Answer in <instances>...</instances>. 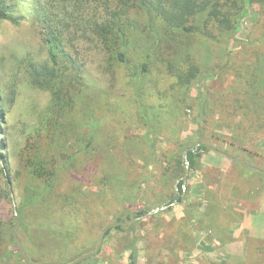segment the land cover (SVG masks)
<instances>
[{
    "label": "rangeland",
    "instance_id": "1",
    "mask_svg": "<svg viewBox=\"0 0 264 264\" xmlns=\"http://www.w3.org/2000/svg\"><path fill=\"white\" fill-rule=\"evenodd\" d=\"M126 1L134 7L123 0H20L18 13L25 18L18 25L0 21V154L7 165L4 173L0 165V187L10 193L0 200V264H26L11 238L15 212L24 206L20 219L26 226L17 234L26 250L64 258L31 259L32 264L72 263L94 252L108 225L178 196L172 169L185 149L200 143L264 170V126L244 128L241 115L234 116L235 107L227 104L240 94L257 56H264V0H214L221 10H236L237 3L249 11L238 35L221 31L208 13L188 24L200 32L175 31L151 5ZM154 2L171 10L166 0ZM97 22H114L109 44L94 33ZM49 23L64 31L81 73L73 70L72 83L46 89L32 84L30 64L50 61L42 34ZM192 67L197 74L189 80ZM177 70L188 74L184 81ZM148 135L157 140L153 152ZM242 137L250 140L247 149L239 148ZM217 159L222 161L215 170L204 171L210 166L203 162ZM248 171L205 151L190 171L187 205L113 229L100 254L81 264H130L134 245L138 264H242L223 251L228 244L211 235L214 248L204 249L187 212L209 211L211 218L220 216L222 226H235L242 210L264 215V180ZM55 172L51 191L30 206L28 188L44 190ZM138 189L141 200L134 202ZM66 232L74 239H66ZM249 260L250 255L244 264H264V255Z\"/></svg>",
    "mask_w": 264,
    "mask_h": 264
},
{
    "label": "trees",
    "instance_id": "2",
    "mask_svg": "<svg viewBox=\"0 0 264 264\" xmlns=\"http://www.w3.org/2000/svg\"><path fill=\"white\" fill-rule=\"evenodd\" d=\"M130 1V0H129ZM168 4L171 7V10L164 7L163 5H158L154 2V0H141L143 3V6L145 8H148V5H151L154 11L159 13V17L166 23L167 26H169L170 29L175 31H181L184 33L192 34L196 32H200V28L195 26H189L188 24L191 22V20L197 18L199 15H203L205 13H208V20L213 22L219 29L223 32H229L233 33L234 35H238L243 31V22L246 18L249 17V11L246 10L244 5L238 6L237 3H234V7L236 10H221L219 2H214V0H166ZM124 4L127 7H134L135 4H130L126 0H123ZM146 3V4H145ZM20 0H0V21H8L14 25H18L21 20H23L25 17L20 16L18 13V7L20 6ZM151 11V10H149ZM113 23L111 22H103V23H95L92 26V29L96 35H98L100 38L105 39V41L108 42V39L106 38L107 35L111 34V31L113 30ZM42 34L44 35V41L49 46V52H50V61L46 63H31L30 64V77L31 82L34 86H37L39 88H52L55 84V82H60L62 84H70L73 80H75L72 77L73 70L81 73V67L77 63L76 59L74 58L73 54L68 50V46L66 43V39L64 36V31L61 28H54V24H48L47 26L43 27ZM109 44V42H108ZM263 57V58H262ZM258 63L256 64L254 71L249 72V76L246 78L244 77V82L241 83L240 86V94H237V96L234 97V99L228 101V105H231V107H235V110L232 112H235L236 115H241L244 122H242V126L246 129L252 127V124L254 122H258V126H264V56L259 55L257 56ZM119 59L124 62L125 59V53L121 52L119 54ZM179 79L184 81V79L187 77L188 74L183 73L181 70H177ZM190 76L189 80L193 77H196V70L194 67L190 70ZM60 93L62 91L56 92V95L59 100H62L63 98L60 96ZM3 105V101L0 96V107ZM60 105L57 104V107ZM1 115V113H0ZM1 119V116H0ZM1 121V120H0ZM260 136H264V132L260 134ZM245 137L241 140H238L239 148L240 149H247L248 145L247 143L250 142V140H244ZM264 142V138L261 140ZM157 143V140L152 135H148V138L146 139V145L147 149L150 152H153L155 149V145ZM191 147V148H195ZM187 148V149H191ZM1 149V146H0ZM185 149V150H187ZM201 150L205 148H200ZM220 150V149H219ZM222 151V150H221ZM226 154L230 155L227 151H223ZM203 156V153H195L193 151L189 152V160L191 163V170H195L199 167L200 159ZM231 156V155H230ZM234 157V156H232ZM234 158H239L234 157ZM240 160V159H239ZM235 161V160H233ZM236 162V161H235ZM238 163V162H237ZM240 164V163H239ZM0 165L2 166L3 173L7 169L6 163L3 161V158L0 154ZM184 159L181 157L180 162L178 163V166L176 168H173L172 174L176 176V179L180 181L179 183V189L180 192L183 191V181L182 178L185 174L184 169ZM241 165V164H240ZM242 166V165H241ZM243 167V166H242ZM247 170L246 168H244ZM215 170V169H213ZM263 170V169H261ZM249 172V171H248ZM250 174L256 175L258 177H261L264 180V176L257 173L249 172ZM54 177V178H53ZM57 177L56 172L52 174V179L49 185L42 191H37L34 189L28 188L27 195L30 202V206L39 204V202H42L43 196L47 195L51 191V188L53 187V181ZM9 182L11 183V179L9 178ZM189 191V188L187 187V192ZM186 192V194H187ZM140 189H138L136 192H133L131 195V199L135 202H140ZM10 197V193L6 190H2L0 187V200L6 199ZM67 201L69 198H66ZM130 197L126 196L122 199L123 203L127 205L129 202ZM176 200H181L178 196L174 198L173 201H171L168 204H173ZM186 201V200H185ZM187 205V202H185ZM183 203V204H184ZM209 207V204H208ZM27 209V206L21 207L19 210V217L23 219V214L25 213V210ZM149 211L142 210L141 212L137 213V217L143 216L147 214ZM135 213V212H129V214ZM187 215L190 217V222H195L196 225H198L199 229H207L209 231L215 230L220 232V229H227L228 227L222 226V223L220 221V216L213 215L215 217H218L217 219L211 218L209 211L206 212H199L196 209H192V211H188ZM204 215V216H203ZM128 216V221L133 220L131 215ZM156 216V215H155ZM136 217V218H137ZM20 219V220H21ZM124 219H118L117 222H121ZM217 221V222H216ZM219 222V223H218ZM218 223V224H217ZM22 227L26 226L25 223H21ZM232 224V222H231ZM231 224L229 226H231ZM201 227V228H200ZM118 231L123 230L124 228L122 226L115 228ZM113 230V229H112ZM112 230L108 231L106 236H109L112 232ZM54 231V230H53ZM56 234L53 239L54 241L59 239L61 235H59V232L54 231ZM74 234L72 232H66L65 238L69 241L74 239ZM11 238L14 243H17L16 238L14 237L13 233H11ZM220 238V237H219ZM229 239L226 238H220V241L223 243H227ZM37 241H32V244L34 246H37ZM258 243V245H256ZM261 243V244H260ZM249 255L250 259L252 260L253 257H257L258 259L249 260L251 263L258 262L260 260V256L264 255V241L257 242L254 240L250 241L249 244ZM30 259L32 260H40L42 262H45L46 259H55V260H64V258H59L57 255H51L50 253H38L34 251L33 249L27 250ZM137 249L134 245L131 254H130V264H138L137 262ZM13 253H7L6 256H11Z\"/></svg>",
    "mask_w": 264,
    "mask_h": 264
},
{
    "label": "crops",
    "instance_id": "3",
    "mask_svg": "<svg viewBox=\"0 0 264 264\" xmlns=\"http://www.w3.org/2000/svg\"><path fill=\"white\" fill-rule=\"evenodd\" d=\"M216 161H222V160H212L210 163L206 164L203 162L204 165L210 166V168H204V171L206 170H213L214 166L218 163ZM212 167V168H211ZM246 206V204H241ZM243 207V206H242ZM246 210H242V216L236 220L235 226H229L228 223L225 224L224 227H228L227 229H220L219 233L218 231L212 230L209 231L207 229H199L196 232V237L201 238L202 241H204L203 246L204 249L211 250V248H214V245H212L211 240H208L207 237L211 235L214 239L220 238H226V239H232L235 242L233 243H223L228 244L226 248H223V251L227 252V255L231 256V259H235L239 257V260L242 264L245 263V261L248 260V255L250 252H248L249 240H254L257 242L264 241V215H261L260 213H247ZM255 212V211H254ZM220 237V238H219ZM208 240V241H207ZM261 244V243H260ZM216 246V245H215ZM226 246V245H225ZM247 258H246V257ZM254 259H258L255 257Z\"/></svg>",
    "mask_w": 264,
    "mask_h": 264
},
{
    "label": "water",
    "instance_id": "4",
    "mask_svg": "<svg viewBox=\"0 0 264 264\" xmlns=\"http://www.w3.org/2000/svg\"><path fill=\"white\" fill-rule=\"evenodd\" d=\"M200 147H203L205 148L207 151H211V152H214V153H217V154H220L222 156H225L231 160H235L236 162L240 163L244 168H246L247 170H249L250 172H253V173H257V174H261L264 176V170H261L259 168H256V167H253V166H250L249 164H247L245 161L243 160H239L237 158H234L228 154H226L225 152L219 150L218 148L214 147V146H210V145H206L204 143H200L198 144L195 148H191V149H187L184 153V162H185V168H186V172L182 178V181H183V191L180 192V189H179V183L180 181L177 183V191H178V197L181 198V200H176L173 204H165V205H162L160 207H157L155 209H152L150 210L147 214L143 215V216H140V217H137L131 221H121V222H115V223H112L110 225H108L101 233V236L99 238V243H98V246H97V249L90 253V254H87L85 256H82L81 258H79L78 260H76L75 262H72V263H64V262H49V263H43V264H81L82 262L84 261H87L89 259H92L96 256H98L102 250V247H103V244H104V241H105V237H106V234L108 233V231L112 230V229H115L117 227H120V226H130V225H133L137 222H140L148 217H151V216H155L157 215L158 213H161L163 211H166L168 209H170L171 207L173 206H176V205H182L185 201V197H186V192H187V185H188V182H189V177H190V171H191V163H190V160H189V152L190 151H193L195 153H204L205 150L202 149V150H199ZM11 193L14 194L13 190H11ZM130 212H134V211H130ZM129 215V214H128ZM15 219H16V226H14L13 228V235L14 237L16 238L20 248H21V251L24 255V258H25V261H26V264H32V261L30 259V256L26 250V248L24 247L21 239L19 238L18 234H17V229L18 227L21 225V220H20V217H19V214L16 210L15 212Z\"/></svg>",
    "mask_w": 264,
    "mask_h": 264
},
{
    "label": "flooded vegetation",
    "instance_id": "5",
    "mask_svg": "<svg viewBox=\"0 0 264 264\" xmlns=\"http://www.w3.org/2000/svg\"><path fill=\"white\" fill-rule=\"evenodd\" d=\"M200 148H202V147H200ZM200 148H199V150H201ZM127 219H128V216H126V217L124 218V220H127Z\"/></svg>",
    "mask_w": 264,
    "mask_h": 264
}]
</instances>
